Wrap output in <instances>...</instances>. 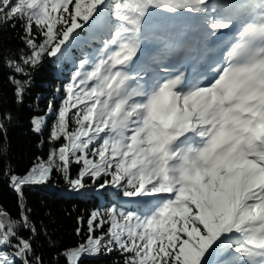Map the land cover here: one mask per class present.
<instances>
[{
    "label": "snow or ice",
    "instance_id": "snow-or-ice-1",
    "mask_svg": "<svg viewBox=\"0 0 264 264\" xmlns=\"http://www.w3.org/2000/svg\"><path fill=\"white\" fill-rule=\"evenodd\" d=\"M7 30L40 142L12 161L0 110V264H264V0H0ZM53 180L102 201L71 244L26 196Z\"/></svg>",
    "mask_w": 264,
    "mask_h": 264
},
{
    "label": "trees",
    "instance_id": "trees-1",
    "mask_svg": "<svg viewBox=\"0 0 264 264\" xmlns=\"http://www.w3.org/2000/svg\"><path fill=\"white\" fill-rule=\"evenodd\" d=\"M9 39L11 40L10 43ZM18 44L19 41L15 38V34L11 30L0 32V53L3 52L5 47L15 48ZM50 78L51 74L49 70L44 69L37 76V83H43ZM7 84L8 80L4 75L3 59L0 56V110L10 107L17 114V119L14 121L8 133L9 157L16 164L23 166L28 163V160L33 154H38L37 148L40 138L32 134L29 124V117L32 115V112L29 111V105L32 102L29 101L17 113L15 105L6 103L11 100L10 95H5V93L10 91L6 87ZM39 107L42 108L43 105ZM4 142L5 138L0 136V145H3ZM3 159V155H0V171L3 170ZM64 189L65 184L63 180L59 182L53 180L47 188H33L26 193V196L30 206L35 207L39 213L38 219L43 220L49 229L56 233L54 238L71 244L75 239L74 228L76 226L75 217L77 213H84L86 210H91L102 201H99L95 193L91 191L87 194L76 195L64 191ZM0 204L10 208L13 215H15L14 194L2 182H0ZM46 255L54 264L55 252L49 250ZM115 259H118V257H102L90 259L85 264H114Z\"/></svg>",
    "mask_w": 264,
    "mask_h": 264
}]
</instances>
